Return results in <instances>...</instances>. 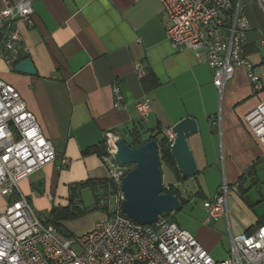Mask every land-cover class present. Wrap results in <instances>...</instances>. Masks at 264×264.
<instances>
[{
    "label": "crops",
    "instance_id": "0c3cea01",
    "mask_svg": "<svg viewBox=\"0 0 264 264\" xmlns=\"http://www.w3.org/2000/svg\"><path fill=\"white\" fill-rule=\"evenodd\" d=\"M241 5L250 27L244 56L264 85V60L257 65L250 60L264 46V12L246 0ZM32 10L33 28L20 26L19 31L35 74L10 72L0 60V78L20 94L56 154L54 164L20 183L28 201L49 211L54 199L50 201L46 194L65 189L60 204L62 198L68 201L70 188L105 181L102 160L96 154H83L99 144L105 133L113 131L126 140L137 128L147 138L156 128L169 129L192 118L198 130L187 138V144L198 171L189 181L196 184L193 195L200 202L179 192L185 201L180 220L212 258H226L230 237L225 247L222 237L209 228L224 219H209L202 202L214 198L224 182L237 184V192L227 196L228 235L255 230L264 222V209L259 206L264 202V149L242 122L249 110L264 101V88L254 94L246 80L243 93L224 96L233 76L218 92L204 54L196 58L193 51L174 50L167 42L166 16L159 0H34ZM139 63L156 84L147 93L135 75ZM235 74L248 79L243 68L235 69ZM144 95L151 100V113L141 120L135 104ZM62 158L68 159L66 166H60ZM34 186L44 187L45 201L30 200ZM6 203L0 196V214ZM229 209L235 214L231 215L237 227L234 234ZM174 220L180 227L176 215Z\"/></svg>",
    "mask_w": 264,
    "mask_h": 264
},
{
    "label": "built area",
    "instance_id": "2783aa9c",
    "mask_svg": "<svg viewBox=\"0 0 264 264\" xmlns=\"http://www.w3.org/2000/svg\"><path fill=\"white\" fill-rule=\"evenodd\" d=\"M33 1L3 0L0 10V60L13 73L15 65L27 58L19 27L33 28ZM242 1L159 0L166 16L167 42L174 50L193 51L196 58L204 54L212 84L220 93L238 68L245 70L252 93L264 88L244 56L250 27L241 13ZM246 1L264 12V0ZM135 75L140 82L147 77L143 64L135 65ZM113 92L118 106V88ZM135 109L141 120L146 119L151 113L148 96L144 95ZM242 122L264 149V101L249 110ZM162 135L170 149L174 142L172 128L162 130ZM103 139V166L110 183L117 186L113 193L115 210L84 234L66 239L43 224L44 219L36 215L21 192L20 183L54 164L56 154L20 94L0 78V196L7 199L0 214V264H264V222L250 234L234 236L229 232V254L215 260L188 231L165 217L146 226L127 218L120 210L124 200L120 188L131 167L114 161L118 133L107 132ZM67 164L68 159L62 158L60 166ZM237 190V184L229 186L224 182L214 198L203 201L208 218L228 223L227 196ZM46 197L53 201L50 194ZM99 202L103 204L104 200Z\"/></svg>",
    "mask_w": 264,
    "mask_h": 264
},
{
    "label": "water",
    "instance_id": "95a60500",
    "mask_svg": "<svg viewBox=\"0 0 264 264\" xmlns=\"http://www.w3.org/2000/svg\"><path fill=\"white\" fill-rule=\"evenodd\" d=\"M16 73L32 76L35 69L32 61L26 58L15 65ZM194 119L185 118L172 127L174 142L170 155L175 167L184 180L197 173L194 157L188 147L187 138L197 133ZM117 152L114 161L119 166L131 167L121 180L124 200L121 212L138 225H153L162 215H171L181 209L180 202L172 195L165 194L162 183V170L155 140L131 149L123 139L116 141ZM175 187V186H174Z\"/></svg>",
    "mask_w": 264,
    "mask_h": 264
},
{
    "label": "rangeland",
    "instance_id": "374dc122",
    "mask_svg": "<svg viewBox=\"0 0 264 264\" xmlns=\"http://www.w3.org/2000/svg\"><path fill=\"white\" fill-rule=\"evenodd\" d=\"M261 59L264 60V46L259 47L257 54H255L254 56L250 58L251 63L253 65L259 64ZM0 67H3V66L0 64ZM246 80L248 82V79L244 80L242 76H237L235 74L233 80L229 82L228 85H226V89L223 95L226 96L227 94H231V93L233 94L243 93L245 90V86H246L245 85ZM159 140L160 138L158 137L157 141ZM161 170H162V183L164 186L173 185L178 189L179 192L188 193L189 196H192V198H194L193 194L195 193L197 189L196 184L189 181V179H187V181L185 180V182H183L182 184H179L175 180L173 173L165 165H161ZM105 181H108V183L110 184V189L108 190V192L105 191L102 188V186H96L94 189L84 188L80 190V192H77V196L75 198V200L76 199L77 200L75 201V204L79 206V208L83 211V215L75 219L74 221L65 223L62 227L64 231L68 233H72L75 236H80L84 234L85 232L89 231L96 222L102 220L105 217V214L111 213L115 210V199H114L113 193L117 191L116 189L117 186H115L114 184H111L110 181L108 180V177ZM176 184H179V185H176ZM44 193L46 192L43 186L42 187L34 186L33 188H31L30 200H32L34 197H37V198L39 197L45 201ZM60 194L62 196H65L66 195L65 189L59 190L57 194L55 195L51 194V196L54 199V202L51 205H54V206H57V205L66 206L67 205V202H68L67 197L62 198L61 199L62 202L60 204H57L60 201L59 199L61 197ZM68 197H69V192H68ZM101 199L104 200L103 204H100L99 202V200ZM193 201L198 202L199 200L194 198ZM29 203L39 218L44 219L45 217H47L48 207L44 209H39L38 207L34 206L32 201L31 202L29 201ZM48 205L49 204L47 203V206ZM259 206H263L262 208L264 209V202L260 203ZM172 214L176 215L180 228L181 227L182 229L185 228L180 220L184 216L182 211L177 212V213H172ZM229 214H230V217H229L230 219H231V215H235L231 209H229ZM209 228L212 230V232L217 233L218 235L222 237V244L225 247H229V235H228L226 223L224 220L212 222ZM230 230L232 231L233 234L237 230L235 221L233 219L230 220ZM219 249L221 250L220 246H219ZM215 260H219V259H215Z\"/></svg>",
    "mask_w": 264,
    "mask_h": 264
},
{
    "label": "trees",
    "instance_id": "16d2710c",
    "mask_svg": "<svg viewBox=\"0 0 264 264\" xmlns=\"http://www.w3.org/2000/svg\"><path fill=\"white\" fill-rule=\"evenodd\" d=\"M232 2L235 3V1H232ZM142 86H143L144 92L147 93L150 90H152L154 87H156V84L153 82L151 76L148 74L147 77L142 81ZM144 135H146V132H143L135 128L131 132H129L128 139L126 140L123 139V140L126 143V145L131 149L138 148L146 144L150 140H155L158 145V155L160 158V166L165 165L173 173L177 183L184 182L185 180L180 177V174L175 167L174 160L170 155V149H169L166 139L162 135V129L156 128L155 130H152L151 132H149V136H147V138H145ZM158 137L160 138L159 141H157ZM83 154H96V156L100 160H103L104 157H106V145H105L104 139L99 144L92 146L88 148L87 150H85ZM96 186H102V188L107 192L110 189V184L108 183V181H87L85 183L78 184L74 188H70L68 204L62 207L52 206L48 211L47 217L44 218L43 224L45 226L53 227V229L60 236L66 239H70L74 237L75 235L64 231L62 227L65 223L74 221L75 219L83 215V211L79 208V206L75 204V201L77 200V199L75 200L77 196V192H80V190L84 188L94 189ZM164 193L174 196L180 202L181 209H182V207L185 204V201L181 198L180 193L176 189V187H174L173 185L165 186ZM162 217H165L171 223H175L174 214L162 215ZM262 223L263 222L258 223V225L256 226V229L259 226H261ZM253 231L254 230L246 231L245 233L250 234Z\"/></svg>",
    "mask_w": 264,
    "mask_h": 264
}]
</instances>
